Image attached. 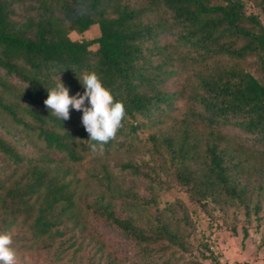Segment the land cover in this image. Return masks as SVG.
Listing matches in <instances>:
<instances>
[{"label": "trees", "instance_id": "16d2710c", "mask_svg": "<svg viewBox=\"0 0 264 264\" xmlns=\"http://www.w3.org/2000/svg\"><path fill=\"white\" fill-rule=\"evenodd\" d=\"M93 25L99 35L83 38ZM93 71L126 108L102 154L91 149L81 111L70 108L60 120L44 104L60 80L82 95V75ZM115 154L141 155L118 166L149 185L148 199L121 188L100 161ZM87 157L100 170L81 176ZM174 186L205 211L258 219L260 17L242 0H0V233L12 234L16 254H42L47 264H124L106 250L103 224L130 242L131 264H175L176 252L188 250L180 227L188 219L160 210L154 193Z\"/></svg>", "mask_w": 264, "mask_h": 264}, {"label": "rangeland", "instance_id": "374dc122", "mask_svg": "<svg viewBox=\"0 0 264 264\" xmlns=\"http://www.w3.org/2000/svg\"><path fill=\"white\" fill-rule=\"evenodd\" d=\"M247 14L258 15L264 25V15L261 11L259 0H242ZM264 4V3H263ZM99 35L97 25L91 26L83 34V38L92 39ZM72 40H78L79 35L69 34ZM256 77L260 78L256 65L250 61L246 65ZM187 77V76H186ZM186 77L180 79V84L187 83ZM172 87L178 84H171ZM180 112L185 108V102L178 103ZM140 156V157H139ZM127 157L124 154H115L108 158H100V161L106 165L111 176L117 181V184L123 189L132 188L137 192L140 198L148 199L151 188L140 179H133L128 174H122L119 171L118 164L133 158L140 161L141 155ZM147 160V157H143ZM96 172L100 170L99 165L95 164L87 157L82 162L79 170L81 176L87 172ZM95 188L96 183L91 180ZM157 196L158 208L172 207L177 216L187 217L188 224H180L182 232L186 236L188 250L186 252L177 251V260L175 264H264V200L262 208L258 214V219L251 215L246 220L243 211H233L220 213L215 211H205L198 207L191 197L180 187H171L165 190L154 189ZM124 205L117 203L116 210L118 214L123 210ZM152 211V210H151ZM145 215L148 212L144 213ZM98 228L104 234L107 242V251L114 253L118 261L124 264H131L129 258L130 242L120 234L109 227L99 224ZM244 230L247 237L243 240ZM127 254V255H126ZM45 255L37 253H27L16 256V264H47Z\"/></svg>", "mask_w": 264, "mask_h": 264}, {"label": "clouds", "instance_id": "9594fccd", "mask_svg": "<svg viewBox=\"0 0 264 264\" xmlns=\"http://www.w3.org/2000/svg\"><path fill=\"white\" fill-rule=\"evenodd\" d=\"M81 84L85 88L84 93L71 96L60 80L55 88L48 90L44 104L60 120L70 118V108L81 111L82 124L89 134V140L95 142L91 149L93 152L99 150L102 154L104 145L115 139L123 127L126 108L123 102L114 98L95 71L84 73ZM13 243L11 233H0V264H16L17 254Z\"/></svg>", "mask_w": 264, "mask_h": 264}]
</instances>
